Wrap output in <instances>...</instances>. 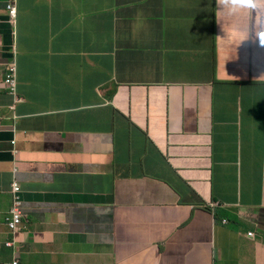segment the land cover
<instances>
[{
	"label": "crops",
	"instance_id": "1",
	"mask_svg": "<svg viewBox=\"0 0 264 264\" xmlns=\"http://www.w3.org/2000/svg\"><path fill=\"white\" fill-rule=\"evenodd\" d=\"M18 7L12 24L0 0V262L15 241L19 264H264V119L247 113L264 103V6L242 17L252 38L240 43L230 29L221 40L215 0ZM217 73L213 93L197 87ZM14 169L16 234L5 225ZM237 192L261 197L262 214L217 239L206 206Z\"/></svg>",
	"mask_w": 264,
	"mask_h": 264
},
{
	"label": "clouds",
	"instance_id": "2",
	"mask_svg": "<svg viewBox=\"0 0 264 264\" xmlns=\"http://www.w3.org/2000/svg\"><path fill=\"white\" fill-rule=\"evenodd\" d=\"M216 9L215 17L217 23L220 25L221 30L224 32L222 41L227 40L229 33L226 29H230L231 32L240 34V41L245 39H251L249 37V30L247 26L242 22V17L247 13L248 10L255 9L258 6H264L260 3V0H215ZM5 10L9 16V19L12 24H16L18 17V0H5ZM261 35H264V30H259L257 34L254 35L258 39L261 45H264V40L261 39ZM219 37V36H218ZM6 53V52H5ZM8 56V63L4 72L3 85L6 88V91L9 97L12 100L11 112L13 117L12 127L14 129L19 117L16 114V108L21 103V98L18 94V67H17V51L16 48L10 50V54L6 53ZM221 82V78L218 73L212 76L207 82L198 84V86H209L212 89ZM213 99V95H212ZM212 104V103H211ZM15 145V142H13ZM17 170L13 171V179L10 185L11 196H12V205L8 216L6 217L5 225L12 234H16L22 228L23 218H24V207L22 201V188L17 178ZM17 185L19 188L18 192L14 191V185ZM261 197H258L257 200L244 198L243 193L237 192L234 196L225 203H220L216 201L206 206V209L209 210L213 220L215 221L217 239L221 231H228L233 234L238 235L240 228L238 227V221L240 222H249L254 223L258 221L259 216L262 214V209L260 208ZM19 203L20 211V224L15 230H12L8 223L13 220V213L15 209V204ZM251 237H254V233L251 232L248 234ZM5 246L8 249L14 250V255L11 254V263L10 264H19L23 254H18L16 252V243L6 242ZM0 264H6L2 261Z\"/></svg>",
	"mask_w": 264,
	"mask_h": 264
},
{
	"label": "rangeland",
	"instance_id": "3",
	"mask_svg": "<svg viewBox=\"0 0 264 264\" xmlns=\"http://www.w3.org/2000/svg\"><path fill=\"white\" fill-rule=\"evenodd\" d=\"M176 10H181V8H176ZM247 113L254 120L256 118H263L264 119V103H262V102L255 103L252 107H250V109L248 110ZM259 131L261 132V134H259V136L262 137L263 136L262 130L259 129ZM257 144H259V143H253V147ZM251 159H252V155L250 153L244 154L243 160L248 163L247 167H245V169H244L245 173H247V174L250 173V170H251Z\"/></svg>",
	"mask_w": 264,
	"mask_h": 264
},
{
	"label": "built area",
	"instance_id": "4",
	"mask_svg": "<svg viewBox=\"0 0 264 264\" xmlns=\"http://www.w3.org/2000/svg\"><path fill=\"white\" fill-rule=\"evenodd\" d=\"M14 191L15 192H18L19 191V188L17 187L16 184L14 185ZM19 206H20L19 203H16L15 204V209H14V213H13V220L8 223L9 227L12 230H15L17 228V226L20 224L21 217H20Z\"/></svg>",
	"mask_w": 264,
	"mask_h": 264
},
{
	"label": "trees",
	"instance_id": "5",
	"mask_svg": "<svg viewBox=\"0 0 264 264\" xmlns=\"http://www.w3.org/2000/svg\"><path fill=\"white\" fill-rule=\"evenodd\" d=\"M240 223H241V222H240V221H238V227H239V228H240Z\"/></svg>",
	"mask_w": 264,
	"mask_h": 264
}]
</instances>
